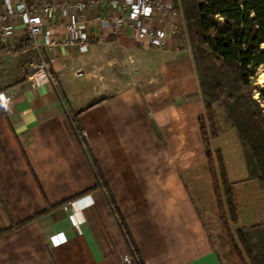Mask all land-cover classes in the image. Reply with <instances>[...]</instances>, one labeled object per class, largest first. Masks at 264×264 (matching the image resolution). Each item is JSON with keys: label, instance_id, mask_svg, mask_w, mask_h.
Masks as SVG:
<instances>
[{"label": "crops", "instance_id": "crops-1", "mask_svg": "<svg viewBox=\"0 0 264 264\" xmlns=\"http://www.w3.org/2000/svg\"><path fill=\"white\" fill-rule=\"evenodd\" d=\"M99 34L48 51L55 83L37 90L33 54H0V232L25 222L0 264H226L187 184L206 165L187 30L179 52Z\"/></svg>", "mask_w": 264, "mask_h": 264}, {"label": "trees", "instance_id": "trees-1", "mask_svg": "<svg viewBox=\"0 0 264 264\" xmlns=\"http://www.w3.org/2000/svg\"><path fill=\"white\" fill-rule=\"evenodd\" d=\"M182 3L206 110L199 123L207 169L232 253L238 264H248L228 230V217L233 223L237 222L239 196L225 176L220 153L217 154L221 173L219 182L213 155L208 149L207 124L212 135L216 136L220 131V121L214 105L222 102L225 122L237 133L249 175L264 190V87L252 80L257 78L259 69L264 72V0H182ZM254 90L259 91V100L254 98ZM103 101L105 99L87 109ZM77 119L73 117L72 122L82 139ZM58 206L48 207L37 217ZM115 210L128 233L117 206ZM15 226L1 231L0 236ZM238 235L251 264H264V224L248 233L240 229ZM132 250L137 254L133 243Z\"/></svg>", "mask_w": 264, "mask_h": 264}, {"label": "built area", "instance_id": "built-area-1", "mask_svg": "<svg viewBox=\"0 0 264 264\" xmlns=\"http://www.w3.org/2000/svg\"><path fill=\"white\" fill-rule=\"evenodd\" d=\"M128 34L144 49L179 52L186 23L181 0H0V54L35 57L27 77L35 90L55 83L48 51L87 54L99 33ZM82 76V72L78 73Z\"/></svg>", "mask_w": 264, "mask_h": 264}, {"label": "rangeland", "instance_id": "rangeland-1", "mask_svg": "<svg viewBox=\"0 0 264 264\" xmlns=\"http://www.w3.org/2000/svg\"><path fill=\"white\" fill-rule=\"evenodd\" d=\"M186 30L188 33L187 27ZM262 48L264 49V45ZM121 73H123L121 66H118L117 64L113 67L114 84L116 81L119 82V79L116 78ZM76 80L80 82L83 81L82 79L77 78ZM252 80L256 82L254 84L264 87L263 70L259 69L257 78H253ZM253 94L256 100L260 99L258 90H254ZM66 104H68L67 101ZM66 109L71 111L69 105H66ZM214 109L218 113L220 131L216 136H213L209 130V125L207 124L209 140L208 149L212 152L219 182H221V173L217 162L218 153L221 154L224 160L225 176L238 193L239 202L236 213L237 222L233 223L230 220V217H228V230L234 238L237 246L243 251L247 263L251 264L248 256L244 252L243 245L239 240L238 231L241 229L248 233L252 231L254 227L264 224V190L261 189L258 182L252 179L249 175L237 133L227 122H225V112L223 110L222 102L216 103ZM205 121H208L207 118ZM187 184L194 194V198L199 206L200 213L202 214L212 242L222 256L224 262L226 264H238L232 253L228 232L224 229L220 220L214 187L210 173L207 169V163L202 171H198L187 178Z\"/></svg>", "mask_w": 264, "mask_h": 264}]
</instances>
